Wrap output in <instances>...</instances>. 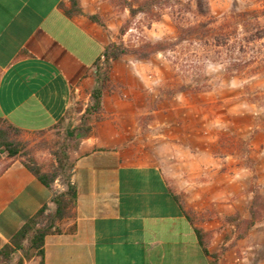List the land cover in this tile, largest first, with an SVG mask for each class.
Here are the masks:
<instances>
[{
	"label": "crops",
	"instance_id": "1",
	"mask_svg": "<svg viewBox=\"0 0 264 264\" xmlns=\"http://www.w3.org/2000/svg\"><path fill=\"white\" fill-rule=\"evenodd\" d=\"M79 1L82 15L70 17L63 8L69 0H0V123L26 138L82 116L87 105L77 109L74 97L89 99L97 87L98 65L111 39L89 19L101 14L102 0ZM143 68L147 61L112 64L116 86L103 92L102 120L91 115L89 133L68 152V184L75 191L70 215L45 236L42 254L23 264H264V220L240 229L251 219L249 175L229 171L209 149L166 138L165 122L159 121L164 103L150 111ZM150 114L156 117L144 133L139 117ZM253 129L241 132L249 136ZM252 146L264 192V134ZM67 188L57 179L47 188L23 157L2 153L0 250L43 207L53 212L54 193ZM181 192L188 207L207 209L213 217L194 220L176 200ZM197 199L203 202L198 207Z\"/></svg>",
	"mask_w": 264,
	"mask_h": 264
},
{
	"label": "rangeland",
	"instance_id": "2",
	"mask_svg": "<svg viewBox=\"0 0 264 264\" xmlns=\"http://www.w3.org/2000/svg\"><path fill=\"white\" fill-rule=\"evenodd\" d=\"M144 1L102 0L101 14L96 16L110 36L109 45H122L135 51L146 44L175 40L179 23H202L211 18H217L220 23L225 17L261 7L251 0H201L205 14L202 16L198 12V0H180V3L161 0L146 13L132 17L127 9L128 4L137 7ZM238 38H241L240 35H236L234 40ZM122 58L147 61V68L143 69L149 84V109L153 111L157 105L160 109L163 101L164 111L159 115V121L165 122L166 138H175L180 144L184 141L197 144L203 151L209 149L222 159L221 164L229 171L245 170L251 179L250 193L256 191L261 195L255 210L258 221L264 220L261 165L257 160L258 149L252 146L253 141L260 143L264 134V40L252 44L246 54L239 53V43L232 48L221 46L208 53L204 46L187 42L175 51L156 53L148 60L140 59L135 53ZM236 65L238 67L234 68ZM228 68H232L231 71ZM106 71L107 66L102 61L98 66L96 88L102 87L103 92H110L116 84L110 77L111 71L103 82ZM157 79L159 83L156 85ZM182 86H191L192 89L181 92ZM207 93L212 94L208 96ZM91 94L89 99L86 95L80 97L76 94V108L80 110L87 105L83 108L84 114L63 120L53 132L26 138L11 131L12 139L23 144L19 157L25 161L33 159L47 173L56 174L58 184L68 185L71 170L65 157L70 149L76 147L81 134L89 133L90 116H95L96 121L102 120L103 101L98 114L86 112L92 105ZM155 117L152 114L139 117L142 132L146 133V126L152 124ZM3 127L7 126L4 124ZM248 127H254L249 136L241 132ZM179 197L187 212L198 223L213 217L214 213L207 209L198 211L188 207L185 193L181 192ZM197 202L203 203L195 200L196 207ZM51 213L48 208L45 215ZM235 219L236 216H232L228 221ZM45 224L46 220H43L40 226ZM240 229L247 231L243 223H240ZM17 261L14 256L11 262L16 264Z\"/></svg>",
	"mask_w": 264,
	"mask_h": 264
},
{
	"label": "trees",
	"instance_id": "3",
	"mask_svg": "<svg viewBox=\"0 0 264 264\" xmlns=\"http://www.w3.org/2000/svg\"><path fill=\"white\" fill-rule=\"evenodd\" d=\"M169 1V0H165ZM180 3V0H174ZM252 2L259 3L260 9L248 10L239 12L234 15L223 18V21L219 23L217 18H211L210 20L202 23L195 24H180L177 27V37L175 40H164L155 44H146L142 49L129 50L128 48L111 44L107 47L103 54L102 61L107 66L106 75L104 80H107L108 73L112 69V63L119 60L125 55L135 53L142 60H148L152 55L156 53H165L175 51V49L184 43H196L204 46L208 53L215 48L221 46H228L232 48L235 44L239 43V53H248L252 44L258 41L264 40V0H251ZM70 6L68 8L63 7L68 16L82 15L79 0H69ZM161 3V0H146L140 3L137 7L132 4H128L127 9L132 17L139 13H146L154 5ZM198 12L204 16V4L201 0L197 2ZM89 19L95 23L102 25L98 16H90ZM236 35H240V39L234 40ZM236 41V42H235ZM98 65V66H99ZM238 66H234L237 68ZM232 68H228L231 71ZM191 90V86H182L181 92ZM197 91H206L205 89H198ZM92 105L86 111L88 114H98L102 109L103 101V88L99 87L93 90L91 94ZM4 124L0 123V158L2 153H6L9 158H16L20 155L23 144L21 141H15L12 139L11 131L17 136L21 135V132L9 125L3 127ZM89 131V129H88ZM68 161V156L65 157ZM28 170L36 176V178L47 188L51 189L54 184L57 175L52 173L43 172L41 166L33 159L26 161ZM253 192V191H252ZM254 198L250 208L251 219L243 221L246 225V230L250 229L258 221L257 212L255 208L258 205L261 195L259 192H253ZM75 199V191L71 185L68 184L67 191L64 193H54L52 203L55 205V210L45 215L48 207H43L32 219H30L20 231L10 240V243L5 245L0 250V264H12V258L15 254L21 253L22 257L16 264H23L24 259H29L34 253L42 254V247L44 244L45 236L51 232L55 223L62 219L69 217L73 202ZM176 200L181 204L185 210L184 203L180 197L177 196ZM46 220V224L40 226V223ZM198 237L202 245H204L203 235L200 231H197ZM244 234H240L242 237ZM207 253V251L205 250ZM220 254L214 255V258H218Z\"/></svg>",
	"mask_w": 264,
	"mask_h": 264
}]
</instances>
